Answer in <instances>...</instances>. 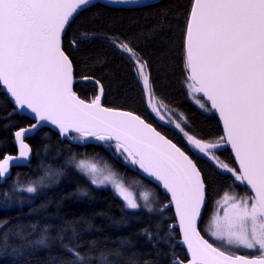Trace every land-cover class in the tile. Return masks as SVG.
Returning a JSON list of instances; mask_svg holds the SVG:
<instances>
[{
    "label": "snow or ice",
    "instance_id": "snow-or-ice-1",
    "mask_svg": "<svg viewBox=\"0 0 264 264\" xmlns=\"http://www.w3.org/2000/svg\"><path fill=\"white\" fill-rule=\"evenodd\" d=\"M147 9L158 11L134 29L107 22L109 12ZM177 62L185 95L212 127L168 100ZM0 92L11 107L0 123L18 150L0 157V180L42 133V143L52 131L62 143L96 142L107 157L74 154L66 165L132 215L161 214L155 232L144 230L157 264H264V0H0ZM42 169L14 186L27 197L5 193V208L38 211L33 198L64 176L63 166ZM0 229L7 264L53 248L60 264H136L124 260L128 241L85 244L76 222Z\"/></svg>",
    "mask_w": 264,
    "mask_h": 264
},
{
    "label": "trees",
    "instance_id": "trees-1",
    "mask_svg": "<svg viewBox=\"0 0 264 264\" xmlns=\"http://www.w3.org/2000/svg\"><path fill=\"white\" fill-rule=\"evenodd\" d=\"M159 3L166 5L172 3V0H163ZM156 11L158 9H147L143 12H109L107 14L112 19L107 22L117 28L134 29L145 25V18L151 17ZM175 71L177 75L173 82L172 94L168 97V100L195 120L199 127L205 129L212 127L214 122L206 120L204 116L200 115L198 106L190 97L185 95L178 62ZM132 87V85H129L128 95L130 99L137 96L136 92L131 91ZM130 106L143 111V107L138 100L131 103ZM7 111H11V107L3 93L0 92V120ZM15 123L26 125L28 120L17 117ZM43 136L42 133L41 137L28 140L33 149L30 166L14 169L11 178L6 183L0 184V222L8 221L11 225L20 222L26 226L36 224L38 225L37 230L43 227L45 220H60L63 223L76 222V231L83 243L88 244L95 241L101 246L119 248L121 241H128L129 243L125 247L130 251L125 253V261L128 256H134L136 264H157L156 250L145 237L144 230L155 232L157 223L162 220L161 214L159 212L149 213L145 210L139 216L132 215L124 209L121 200L110 189H97L90 186L86 180L76 174L70 165H66V162L74 154L98 153L107 157L105 150L97 144L87 142L84 144L75 141L62 143L53 131L47 133L48 139L44 143L41 142ZM45 145L47 146V152L45 151ZM16 151L12 133L6 131L0 123V157L4 154L14 155ZM42 165H51L54 168L63 166L64 176L58 184H53L50 188L44 189L42 193H38L33 198L32 207L38 209V211L32 213V209L27 204L24 205L23 212L18 211L20 206L17 204H11L5 208V193L13 198L27 197V193L14 192L13 188L17 183L24 185L41 175ZM115 166L122 172L126 171L118 164ZM127 174L132 175V173ZM81 189L87 190L89 195L87 197L79 196L78 193ZM42 204L46 207L41 208ZM162 227L161 224V229ZM2 232L3 229H0V233ZM30 238H36V233L33 232ZM13 242H15V238L9 237V243ZM2 243L3 238L0 236V245ZM176 253L178 256L184 254L181 247H177ZM63 256L64 254L56 248L51 251L41 250L30 256L22 264H60ZM109 258L111 260L117 259L115 256ZM160 259L162 260V258ZM0 264H7V261L0 259Z\"/></svg>",
    "mask_w": 264,
    "mask_h": 264
},
{
    "label": "water",
    "instance_id": "water-1",
    "mask_svg": "<svg viewBox=\"0 0 264 264\" xmlns=\"http://www.w3.org/2000/svg\"><path fill=\"white\" fill-rule=\"evenodd\" d=\"M160 1H163V0H159V2ZM149 2H151V3H155L156 2V0H149ZM127 7H136V6H134V5H129V6H127ZM53 132H55V131H53ZM31 140V139H30ZM13 142H14V140H13ZM28 142V141H27ZM72 142V141H71ZM29 143V142H28ZM87 143H89V144H97L96 142H92V141H89V142H87ZM14 145L16 146V144H15V142H14ZM31 146V145H30ZM16 149H17V146H16ZM14 155H18V150L16 151V154H14ZM32 157H33V153H32V156L30 157V159L28 160V161H20V162H17V164H16V166H13L12 168H11V170H10V176L9 177H6V178H4V179H2V180H0V184H3V183H6L7 182V180H9L10 178H11V176H12V172H13V170L14 169H16V168H25V167H29L30 166V163H31V161H32Z\"/></svg>",
    "mask_w": 264,
    "mask_h": 264
}]
</instances>
